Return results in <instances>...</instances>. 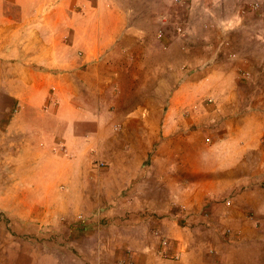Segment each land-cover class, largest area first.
<instances>
[{
    "label": "crops",
    "instance_id": "obj_1",
    "mask_svg": "<svg viewBox=\"0 0 264 264\" xmlns=\"http://www.w3.org/2000/svg\"><path fill=\"white\" fill-rule=\"evenodd\" d=\"M229 2L0 0V264H264V0Z\"/></svg>",
    "mask_w": 264,
    "mask_h": 264
},
{
    "label": "rangeland",
    "instance_id": "obj_2",
    "mask_svg": "<svg viewBox=\"0 0 264 264\" xmlns=\"http://www.w3.org/2000/svg\"><path fill=\"white\" fill-rule=\"evenodd\" d=\"M113 1H114L115 5L117 6V8H119L120 10L127 9V7H130V8L137 7L136 10H139L142 7H146V8H151L153 10L154 15H156V13L162 14V13H165L168 11H170L172 13L173 6L171 4V1L175 2V0H113ZM184 1H186V3H187V1H190V0H184ZM249 1H252V0H249ZM235 2H237V1H235ZM235 2H233V0H230V2L226 5L225 9H227L228 6L232 7V5ZM136 15H138V14H136ZM172 17L173 16H171V18H170L171 22H172ZM138 19L141 20L142 17H139ZM197 30L198 29H196V31ZM183 31L184 30L182 28L180 30L176 26H173L172 23H169V25L163 30V32L159 28H154L152 30V33L157 37L162 36L164 33L167 37V40L172 42V40H174L175 37L180 36L183 33ZM10 101L11 100H9V98H7L5 95L0 94V165L5 164V163H10L8 158L11 156L10 154L12 153V150H14L17 147V151H18V149L20 148L19 143L17 141L11 140V136H9V137L4 136V138H1L2 132H3V134L6 133V130L2 129V125L7 121L8 117L11 115V113H13V111H15V108H14V106L11 105ZM105 126L107 128V133H109V134L112 132L116 133V131L118 132L119 127H120L118 124L110 123V122L108 124H106ZM35 144H37V146H35V148L37 147L40 150L44 149L43 148V141L39 140V141L35 142ZM85 144H92L93 146L98 147V141L97 140H89V141H86ZM92 145H91V147H90V145H88L87 149L91 150ZM54 148L61 149L60 143L56 144V147H54ZM27 157L29 160H32L33 162L38 163V160H39L38 155L34 159L30 156H27ZM28 159H26V160H28ZM102 161L100 162V165L104 164V162H102ZM1 177H2V174L0 175V180L2 179ZM160 235L164 236L162 234H160ZM155 238L159 241V238H157V237H155ZM165 238L169 243L168 237L165 236ZM168 250L172 253H176L177 256L179 257L178 252L176 250H171L169 245H168Z\"/></svg>",
    "mask_w": 264,
    "mask_h": 264
},
{
    "label": "built area",
    "instance_id": "obj_3",
    "mask_svg": "<svg viewBox=\"0 0 264 264\" xmlns=\"http://www.w3.org/2000/svg\"><path fill=\"white\" fill-rule=\"evenodd\" d=\"M101 161H98V165H100ZM152 235L154 237L159 238L158 244L159 247L157 249V254L159 258L162 259H169V260H176L178 256L176 253H172L168 250V241L166 240L165 236H161L157 230H153Z\"/></svg>",
    "mask_w": 264,
    "mask_h": 264
}]
</instances>
